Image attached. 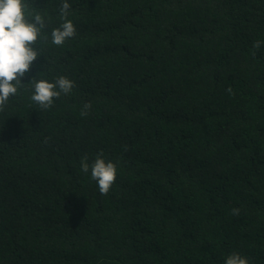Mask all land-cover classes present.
I'll return each instance as SVG.
<instances>
[{"label":"trees","instance_id":"16d2710c","mask_svg":"<svg viewBox=\"0 0 264 264\" xmlns=\"http://www.w3.org/2000/svg\"><path fill=\"white\" fill-rule=\"evenodd\" d=\"M27 2L47 39L0 112V264H264V0H67L63 46L65 0Z\"/></svg>","mask_w":264,"mask_h":264},{"label":"clouds","instance_id":"9594fccd","mask_svg":"<svg viewBox=\"0 0 264 264\" xmlns=\"http://www.w3.org/2000/svg\"><path fill=\"white\" fill-rule=\"evenodd\" d=\"M70 4L67 0L60 6V19L63 21L59 27L51 32V43L55 46H63L65 41L76 35V29L71 20L67 19ZM45 19L39 13L30 11L27 0H0V112L4 111L10 97L18 94V89L23 85L22 78L30 72L33 63L41 55L37 50L38 39L45 29ZM262 41L253 43L254 49H259ZM256 55L254 51L252 53ZM34 88L30 99L42 110L49 109L61 94H69L74 87V81L60 76L54 82L45 79L30 82ZM229 93L232 89L227 90ZM90 103L84 105L81 116L87 115ZM88 157L81 159V170L88 173L91 179L96 181L99 192L107 195L116 180L117 168L111 161H106L103 154H99L94 162L89 165ZM239 209H232L233 215H239ZM225 264H249L246 257L238 253L230 254Z\"/></svg>","mask_w":264,"mask_h":264}]
</instances>
